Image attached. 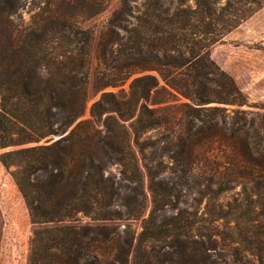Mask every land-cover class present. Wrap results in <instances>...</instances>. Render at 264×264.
<instances>
[{
    "label": "trees",
    "instance_id": "16d2710c",
    "mask_svg": "<svg viewBox=\"0 0 264 264\" xmlns=\"http://www.w3.org/2000/svg\"><path fill=\"white\" fill-rule=\"evenodd\" d=\"M108 1L30 0L25 11L28 0H0V150H5L0 164L33 227L29 264H242L240 255L264 264V140L256 134L262 128L242 137L236 130L223 140L256 174L255 184L243 186L242 197L237 194L232 203L217 201L233 187L208 178L203 189L194 190L190 210L179 209L183 190L161 184L160 168L146 167L152 208L137 234L113 223L138 220L141 203L120 198L117 183L105 175L117 163L128 180L140 184L130 145L114 135L113 126L122 125L110 115L127 121L139 111L141 123L148 113L141 129H152L159 125L155 113L138 108L152 91H162L171 103L173 91L189 97V85H208L210 97L199 103L246 104L232 79L210 60L209 48L262 8L264 0H121L100 38L116 56L115 73L96 74L94 89L120 88L146 71H156L163 84L153 75L136 77L129 85L128 114L113 93L103 92L91 106L90 119H81L92 38L79 25L99 15ZM55 136L62 137L51 142ZM205 139H180L181 162L191 165ZM226 248L228 259L219 253Z\"/></svg>",
    "mask_w": 264,
    "mask_h": 264
},
{
    "label": "rangeland",
    "instance_id": "374dc122",
    "mask_svg": "<svg viewBox=\"0 0 264 264\" xmlns=\"http://www.w3.org/2000/svg\"><path fill=\"white\" fill-rule=\"evenodd\" d=\"M29 1L25 11L29 8ZM120 3L121 0H109L104 4V9L99 15L79 25L82 30L88 31L92 38L87 62L88 98L81 119H90L91 106L103 92L113 93L116 100L121 102V111L128 114L129 105L126 102L130 97L129 85L136 77L153 75L158 78L160 85L163 84L156 71H146L132 75L120 88L110 87L98 92L94 89L96 74L101 77L115 73L112 67L116 65V56L110 53L109 44L100 45V38L108 30L109 20L113 12L119 8ZM29 16L26 12L23 13L24 21H29ZM123 18L129 17L124 15ZM10 23L13 27L18 25L15 17L10 18ZM3 25V23L0 24L1 27ZM113 38H115L114 35ZM209 57L218 72L232 79L246 100L245 105L226 106L215 102L201 104L198 100L210 97L209 86L187 83L189 97L173 91L175 97L171 98V103H166L169 97L157 90L152 91L148 101L139 102L138 108L144 105L149 110H153L154 117L158 118L159 125L152 129H141L142 123L150 118L148 113L141 114V123L138 122L139 111H136L127 121H121L116 113L110 115L114 121L122 125L113 126L114 135L116 139H126L130 145L135 155L140 179V184L128 180L129 174L123 173L124 169L117 163L108 166L105 171V175H110L117 183L120 198L136 200L135 202H140L142 206V213L138 220H121L113 223L119 225L120 229L129 226L132 232L139 233L141 218L147 217L152 208L146 167L160 168L163 170L161 184L172 185L178 190H183L176 202L179 209H189L197 196L194 190L197 187L203 189L207 182L205 180L208 178L213 179L211 184L220 182L226 184L225 186L233 187L229 192L219 195L217 202L223 205L232 203V198L238 197L237 194L241 198L243 186L249 189L250 185L255 184L256 174L252 167L244 164V161L242 163L241 158L233 156L223 140L234 136L236 130H240L237 136L242 137L245 132L254 134L252 129L258 128H262L263 131L256 134H259L258 138L264 140V6L226 34L221 41L212 45L209 48ZM212 89L220 90L219 87H212ZM106 116L107 114H104L101 121ZM96 127L103 128L101 123ZM70 129L66 131V134ZM62 136L53 137L51 142ZM188 137L193 140L209 138V140H203L201 146L194 152L191 165H185L179 156V140ZM4 152L5 150H0V154ZM212 188L214 189L215 185H212ZM182 201L184 203H180ZM204 204L205 199L200 209ZM87 222V219H83V223ZM32 230L24 200L9 172L0 164V264H29ZM221 230L225 228L221 227ZM220 250L219 253L226 255L224 259H228L229 249ZM240 256L242 264H256L250 257Z\"/></svg>",
    "mask_w": 264,
    "mask_h": 264
}]
</instances>
